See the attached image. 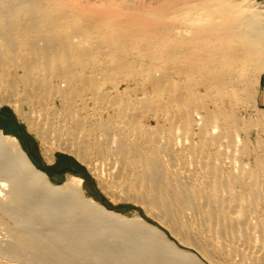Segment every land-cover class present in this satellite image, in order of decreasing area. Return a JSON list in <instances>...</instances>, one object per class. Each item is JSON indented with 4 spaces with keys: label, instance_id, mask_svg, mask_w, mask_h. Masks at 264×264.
<instances>
[{
    "label": "bare ground",
    "instance_id": "6f19581e",
    "mask_svg": "<svg viewBox=\"0 0 264 264\" xmlns=\"http://www.w3.org/2000/svg\"><path fill=\"white\" fill-rule=\"evenodd\" d=\"M24 3L0 0V96L39 138L49 161L58 145V150L86 164L104 189L115 192L124 185L138 186L144 196L138 203L158 226L138 214L128 217L107 210L85 194L79 177L62 185L51 183L20 141L0 129V235L4 238L0 259L8 264H264L263 170L243 162L247 154L240 128L218 111L221 102L212 99L209 108L196 95L201 89L222 90L244 71H249L251 81L264 74V6L255 10L245 0H183L164 13L160 0H147L145 17L165 15L166 35L184 38L185 43L170 44L169 49L147 46L148 60L152 64L155 56H163L156 63L163 68L152 74L149 68L133 69L131 75L142 83L165 77L164 83L173 90L153 86L154 96L144 93L133 104L123 102L126 96L115 87L106 92L97 84L80 92L70 85L106 69L95 52L106 53L107 47L118 46V39L142 42L139 26L127 24L122 16L127 11L115 14L125 23L116 22L112 13L101 14L94 47L89 43L92 36L86 41L76 34H67L61 44H48L38 30L35 39L26 43L20 42L17 31L22 33V28L16 25L25 9L17 6ZM213 5L226 11L227 36L210 19L207 9ZM40 17L39 22L48 21L46 15ZM4 19L7 28L1 24ZM36 25L32 18L23 30L30 32L40 26ZM42 42L45 46L40 47ZM66 48L69 66L53 72L59 51ZM164 48L168 54L181 51L193 57L175 62L170 57L173 62L166 64ZM130 56L132 62L142 63L146 55ZM113 61L112 57L110 64ZM171 72H177L176 79ZM176 96L189 105L173 104ZM105 114L108 121L102 119ZM139 115L159 119L166 129L154 133L140 128ZM67 136L74 142L66 144ZM75 146L93 153L94 161L87 162ZM5 220L12 226H6Z\"/></svg>",
    "mask_w": 264,
    "mask_h": 264
},
{
    "label": "rangeland",
    "instance_id": "374dc122",
    "mask_svg": "<svg viewBox=\"0 0 264 264\" xmlns=\"http://www.w3.org/2000/svg\"><path fill=\"white\" fill-rule=\"evenodd\" d=\"M139 1L138 0H133V1L132 0H121V1L119 0H81V1L80 0L79 1L45 0L42 2H37L33 0H26V3L17 6L18 8H25L19 12L21 14L17 18L16 25L19 26L18 28L20 29L22 28V33L21 30L20 32L17 31L18 33L17 35L18 38H20V42L27 43V41H30L32 38H33L32 40L35 39L34 37L38 30L42 34H44V36H46V42H48V44L63 43V41H65L64 37L67 36V34L70 35L76 34V36L82 37L86 41L91 39V38L88 39L87 37L90 35L93 37V39H91L92 41L89 43L94 47L97 46L96 43L99 35L97 33V31L99 30V27L97 26L99 22H97V20L99 21V18H101L102 16L101 14L103 13V17H104L105 13L107 12L110 14L112 13L111 16L112 18L113 14L121 15L123 11L124 12L127 11L126 14L124 13L122 14V16L124 17L126 16L125 19L128 20L130 23L128 21L125 20L122 21L121 19H119L122 16L115 15L116 18L113 17V19L115 18L116 22L119 19L120 21L118 22L125 21L129 25L133 24L132 25L133 27L139 26V28H137L138 29L137 36L138 38H142V42L135 43L136 40H134V42L133 41L124 42L121 41V39H118V46L107 47L106 53L97 54L95 52L94 54L95 57H98V59L102 61L103 64L106 65L105 66L106 69L103 68L102 71L99 70L97 76L95 75L93 77L92 74H88V76L92 78L77 79L73 81L70 85L74 86V89L76 88L75 90L76 91L79 90L80 92H83L82 90H84V88H87L88 86L94 87L97 86V84L98 86L100 85L104 87L106 92L109 91L111 92L113 91V89L116 88L119 94L126 96L123 99V102H133V104H135L137 99H141L145 97L143 95L144 93L147 95L154 96L155 87L153 86L166 88V90H169L171 88V85L168 86L167 84L164 83V81L166 80L165 77L154 78V81H152V79L149 78L148 82L147 83L143 82L144 83L143 84L141 82V79L137 78V76L135 77L131 75L130 72L133 69L135 70L143 69V71H146V69L149 68L147 71L148 72L151 71L150 74H152L158 69L163 68V67H159V65L156 64L157 60L162 59L163 56H159V55L155 56L156 59L152 64L150 61L151 59L148 60V58H150L149 57L150 55L149 56L147 55L146 52L147 46L148 45H150L149 47L161 46L162 49L163 46L164 47L168 46L167 48L169 49L170 44L183 45L185 43V41L181 42L184 38H181L179 36L169 37L166 35L165 31L167 28L164 23H167L168 21L167 20L166 22L164 21L166 19L165 15L159 14L155 16V18L151 17L152 20H154L155 22L149 19V16H147L148 18L147 19L145 17L146 15L143 13L144 10L143 4L146 3L147 0L145 1L142 0L141 1L143 2L142 4ZM181 1L183 0H162V1L160 0V2L163 3V4L161 3L160 6L162 7L161 11L163 10L165 13L166 11H168L167 8H169L172 4H176ZM245 3L251 6V8L253 9L255 8V10H260L261 8L259 7L264 6V0H245ZM112 7L114 8L112 9ZM116 7L120 9L117 8V11L116 10L111 11L116 9ZM164 8L167 10H165ZM79 10L83 11L84 13L82 12L78 13ZM207 10L211 12L210 19H213L214 21L218 22V25H220L221 32L225 33L226 36L229 35L230 31H229V25L227 24L226 11L223 10L224 11L223 12L214 5L210 6ZM71 11L72 13H70ZM73 13H78L76 15L77 17L74 18L73 16H70V14ZM140 13L143 14L144 16L141 15ZM199 13H201L202 18L204 19V11H200ZM42 14L46 15L49 18L47 19L46 17V20L50 21L48 24H47L48 21H45L46 23L39 22L42 20L40 17V15L42 16ZM159 16H161V18ZM30 18L31 19L33 18L35 20V24L40 26L36 25L38 29L36 27V29L34 30L32 29L30 32L26 31L27 33H25L23 27L28 26L29 21L31 20ZM141 18H144L142 19V22H141ZM78 19H80V21L78 22L77 25L76 22ZM122 19L124 18L122 17ZM4 20H2L1 24H3L5 28H7L8 23L6 19ZM40 23H42L43 25ZM132 26L130 27L132 28ZM126 27L128 28V25ZM33 35L34 37H32ZM28 38L31 39L28 40ZM189 41L190 39L188 37L186 42L188 43ZM43 44L44 45L40 43V47L45 46V43ZM3 45L4 48H7L6 43H4ZM111 49L113 50L110 51ZM64 50L65 51L62 50L59 51L60 59H58L59 62L55 64L56 67H54L53 72L59 71L60 67L64 68L69 66V62H68L69 54L67 53L68 48ZM72 50L74 52V49ZM114 52L117 53L114 54ZM130 53L131 54L139 53L146 55L144 58L145 62L144 60H143L144 63L143 62L141 63L139 61L138 63L132 62L133 60L132 57L130 56L131 55ZM164 53L168 54V50L165 49ZM200 53H202V51ZM200 53H196L199 54L198 57L200 56ZM190 56L188 54L184 55L183 52L181 51L180 52L174 51L173 53H169L168 56L164 58V60L165 63L169 61L171 62L172 60L175 62L177 60L182 59L183 57H186V59H188ZM112 57L114 58V61L112 64H110L111 63L110 59ZM170 57H172L171 58L172 60L170 59ZM43 62L41 61L42 64H40V69L42 68V70L45 69L44 66L46 67L45 62L44 64ZM165 63L162 64L164 65V67H165ZM125 67H127L128 70L125 69ZM166 68H168V66ZM79 72L80 71L77 69L75 73H79ZM248 72L249 71H244L243 75H241L240 78H234L229 80L226 86H224L222 90L221 88H217V87L209 88L206 91L204 89H201L196 92V95L199 97L200 101H202L204 105L209 108L211 107L210 101L212 99L219 101V103L221 102L218 111H221L224 116L235 120L234 124L236 125V127L240 128L239 137L241 140V145L242 146L244 145V150L246 151L247 154L243 162L248 163L249 166L254 167L256 169L259 168L263 170V182H264V104H261L260 102L261 101L260 82L262 79H264V74L259 76L258 81L256 80L251 81ZM213 73H216V71L215 72L213 71ZM169 75L171 76L172 80H174L177 78L178 74L177 72H171V74ZM249 94L253 96L249 97ZM23 95L24 93L20 91L18 97L19 98L21 96L23 97ZM88 99L90 98L88 97ZM0 100L3 101L2 104L0 105V129L6 134L15 136L18 139V141H20L22 148L27 153L29 158L32 160V162L35 164V166L38 169L43 171L48 176L51 183L55 185H62L71 177H79L83 180V190L85 194L93 198L100 204H102L107 210L128 217L138 214L142 219L147 221L149 224L158 226V224L154 220L150 219L146 215L144 208L138 203L139 200H141V198L144 197L140 195V188L138 186L124 185L122 189L120 188L118 191L115 190V192H111L110 188H108L107 190L104 189L101 183L95 178L91 169L88 168L86 164L80 162L75 156L69 154L68 152H62L58 150L57 149L58 145L57 146L55 145L56 147H54V152H53L54 157L51 161H49L44 155V149L40 144L39 138L34 133L28 130L26 122H24L19 118L18 116L19 114H17L16 111L12 108V106L9 103H7V101H5L6 98L0 96ZM172 102L175 105H183V106L189 105L187 101L184 100V98L181 96L179 97L176 96L174 99H172ZM140 105L141 104H139L136 107L140 109L141 108ZM22 110L24 115L28 114L27 111L28 109L26 106H23ZM105 115H102V119L103 121H108L109 119L107 118L109 116L107 115L105 116ZM137 122L140 128L147 129L148 131L154 133H159L166 129L162 126V122H159V119L152 117L150 118L147 115L146 116L139 115L137 117ZM65 139H66L65 142L66 144H69L70 142H74L70 140L71 138H69V136H67ZM79 143L80 141H78V144ZM75 147L80 150V153L85 157L87 162L92 163L94 161V154L91 153L89 150H87L89 151L88 153L84 148L81 149L78 148L77 146ZM134 177L136 176L134 175ZM32 215L33 217H36L35 215H37V213L34 212ZM4 223H7L5 224L6 226L8 225L12 226V223L9 220H5ZM2 238L3 237L0 235L1 240ZM1 240L0 242L4 243L3 240L2 241ZM2 259L3 258H1L0 260ZM6 260L7 259H3V261L5 262L0 261V264L1 263L8 264V260L7 262Z\"/></svg>",
    "mask_w": 264,
    "mask_h": 264
},
{
    "label": "crops",
    "instance_id": "0c3cea01",
    "mask_svg": "<svg viewBox=\"0 0 264 264\" xmlns=\"http://www.w3.org/2000/svg\"><path fill=\"white\" fill-rule=\"evenodd\" d=\"M261 93H260V95H261V97H260V102H261V104H264V79H262L261 80Z\"/></svg>",
    "mask_w": 264,
    "mask_h": 264
}]
</instances>
